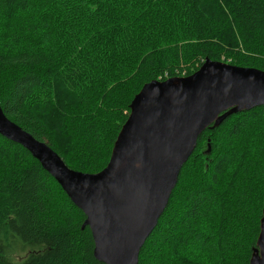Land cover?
<instances>
[{
    "label": "trees",
    "instance_id": "16d2710c",
    "mask_svg": "<svg viewBox=\"0 0 264 264\" xmlns=\"http://www.w3.org/2000/svg\"><path fill=\"white\" fill-rule=\"evenodd\" d=\"M206 59L264 71V0H0V107L75 171L106 167L144 84ZM263 196L260 106L198 137L138 264H249ZM84 221L0 136V264H99Z\"/></svg>",
    "mask_w": 264,
    "mask_h": 264
},
{
    "label": "water",
    "instance_id": "95a60500",
    "mask_svg": "<svg viewBox=\"0 0 264 264\" xmlns=\"http://www.w3.org/2000/svg\"><path fill=\"white\" fill-rule=\"evenodd\" d=\"M264 106V71L206 59L186 77L150 81L129 106L109 161L98 173L66 166L50 146L9 120L0 136L21 146L85 216L99 264H138L167 207L183 165L205 129L232 114ZM249 264H264V196Z\"/></svg>",
    "mask_w": 264,
    "mask_h": 264
},
{
    "label": "built area",
    "instance_id": "2783aa9c",
    "mask_svg": "<svg viewBox=\"0 0 264 264\" xmlns=\"http://www.w3.org/2000/svg\"><path fill=\"white\" fill-rule=\"evenodd\" d=\"M222 60H224V58H222ZM178 77H184L185 76V73H183V74H179V75H177Z\"/></svg>",
    "mask_w": 264,
    "mask_h": 264
},
{
    "label": "rangeland",
    "instance_id": "374dc122",
    "mask_svg": "<svg viewBox=\"0 0 264 264\" xmlns=\"http://www.w3.org/2000/svg\"><path fill=\"white\" fill-rule=\"evenodd\" d=\"M225 63H226V62H225ZM227 63L229 64L230 62L228 61ZM227 63H226V64H227Z\"/></svg>",
    "mask_w": 264,
    "mask_h": 264
}]
</instances>
